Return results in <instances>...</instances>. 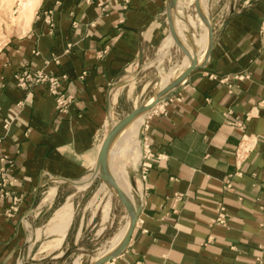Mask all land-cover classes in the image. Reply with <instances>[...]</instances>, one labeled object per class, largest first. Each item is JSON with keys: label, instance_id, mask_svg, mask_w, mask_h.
Masks as SVG:
<instances>
[{"label": "crops", "instance_id": "0c3cea01", "mask_svg": "<svg viewBox=\"0 0 264 264\" xmlns=\"http://www.w3.org/2000/svg\"><path fill=\"white\" fill-rule=\"evenodd\" d=\"M209 3L230 12L205 65L163 102L164 112L151 110L143 120V156L127 166H134L143 224L106 264H264V0ZM166 8L167 0H40L24 30L11 27L10 4L0 0V169L10 179L9 195L0 196V264H20L30 222L47 212L49 220L75 194L61 199L63 189H77L48 183L26 216L43 182L88 183L107 133L135 108L121 114L124 72L170 33ZM26 67L67 75L61 87L73 101L66 112L47 85H17ZM147 145L152 166L142 179ZM51 186L56 196L42 205ZM219 203L226 225L214 222Z\"/></svg>", "mask_w": 264, "mask_h": 264}, {"label": "rangeland", "instance_id": "374dc122", "mask_svg": "<svg viewBox=\"0 0 264 264\" xmlns=\"http://www.w3.org/2000/svg\"><path fill=\"white\" fill-rule=\"evenodd\" d=\"M4 1H7V3L10 4L9 16L12 23L11 27H21L18 24L17 18L20 13L21 2L19 0ZM22 1L25 2L26 0ZM205 2V9H207L206 14L210 17L213 23L216 35V31L219 29L223 19L230 12V9L213 8L211 7L209 0H205ZM181 6L183 11L182 16L184 18H187L188 15L196 17L194 2L189 3V1L186 0L185 3H181ZM196 26L191 25L189 31L187 32V43L190 46L192 45V41L195 39L194 35L200 36L203 32L200 25ZM23 28L25 30L26 27ZM158 47L159 46L146 49L140 55L139 60L135 64L128 67V69L124 72L120 90L122 97L121 105L123 107L121 112L122 115L128 113L135 106H139L148 101L159 90V86L164 85V81H166L169 72L178 67L180 65L179 63L184 58L185 53L183 50H181L177 45H174L173 48H171L170 53L160 62ZM133 80L135 82V87L131 92V86L128 87V85L130 84V81L132 82ZM144 86L146 87L143 90ZM133 167L134 166H131L127 169L132 184L133 179L130 171ZM86 184L87 183L82 182L80 185ZM101 184L102 179L98 176L93 181L92 185L85 190L77 191V189L73 186H68L63 189L61 199L69 193L75 192V194H69L73 195L72 200L74 202L75 211L72 224L60 248L54 250L52 248L46 250L43 249L44 245L54 237L46 232H41L39 239L31 246L32 240L30 232L33 231L34 228L40 227L49 221L48 212L34 222H30V227L28 229L29 232L27 234L28 243L24 248L21 258L23 264H90L99 252L105 251L110 247L114 235L123 227L126 221V214L128 215V213L124 205L115 195L112 196L107 187L103 201L100 203L98 209L95 210L94 208L92 209V207L87 209L85 208L87 201ZM45 192L46 191H44L42 198L45 195ZM134 198L136 200V197ZM108 201L109 213L105 216L104 208ZM41 204L49 205L43 203ZM41 229H43V227Z\"/></svg>", "mask_w": 264, "mask_h": 264}, {"label": "bare ground", "instance_id": "6f19581e", "mask_svg": "<svg viewBox=\"0 0 264 264\" xmlns=\"http://www.w3.org/2000/svg\"><path fill=\"white\" fill-rule=\"evenodd\" d=\"M19 1L21 3H20V13L17 17L18 18V24L22 28L23 27L27 28V27H29V25H30V23L34 17L36 7L38 6L40 0H26L25 2L22 0H19ZM187 1H189V3L194 2V0H187ZM185 5H187V4H185ZM203 6H204V10L207 12V9H205L206 8L205 0L203 2ZM187 8H188V6H187ZM178 9H179L178 14L182 16L183 11H182L181 4H180V6H178ZM192 16L188 15L187 18H185V20L181 19L180 17L176 18V27H177L178 33L183 38L184 42L188 45V47H189V44L187 43V32L189 31L190 26L191 25L192 26L200 25V27L203 29V32L200 36L194 35L195 43H196L197 50H198L197 51L198 61L200 63H202L204 58H205L206 51L208 48V42H209L208 27L202 21V19L198 16L197 12L195 15L196 17H192ZM204 43L206 44V47L202 50ZM174 45H176V43H175L172 35L169 33L168 36L164 38L162 44L158 48L160 62L162 61V59L166 55H168L170 53V50ZM189 64H190V58L187 57L186 55H184L183 61L180 63V65L178 67L172 69L169 72L168 77L166 78V81H164V85L163 86L160 85L159 90H162L173 79H175L177 76H179V74H181L183 72V70H185V68ZM170 77H171V79H170ZM133 87L134 86L132 84L130 87V91L133 90ZM145 87H144V89H145ZM153 100H154V97H151L148 100V102H152ZM148 113L149 112H145V113L140 114L138 117H136L120 133V135L115 140V142H114V144L110 150V157H109L110 172L114 176V178H115L117 184L120 186V188L123 189L129 195V197L132 200L135 199L134 198L135 195L133 193L134 186L131 182V179H129L127 166L138 162L141 155H142L141 126H142L143 120L145 119V117L147 116ZM94 168H95V164H94ZM98 176H99V174H98ZM97 177H95L94 171H93L91 177L89 178L88 183L86 185H80L79 184L77 186V189L79 191L87 189L88 187H90L92 185L93 181ZM106 187L111 192L112 196L115 195L112 192V190L108 187V185L104 181H102V184L97 188V190L94 192V194L87 201V204L85 206L86 209L92 207V209L94 208L96 210L99 208L100 203L103 201L104 195L106 193ZM56 193H57V187L56 186L49 187L46 190L45 195L43 196V198L41 200V203H43V204L52 203L55 196H56ZM72 198H73V195H69L66 198V200L54 211L53 215L51 216V218L49 219L47 224L43 227V229L38 227V228H34L33 231L30 232L31 233L30 236H31V240H32L31 246L34 244V242H36L39 239L41 232L42 233L46 232L49 235L54 236L50 241H48L44 245V247H43L44 250L50 249V248H52L54 250V249H58L62 246L63 241L66 238V235L69 231V228L72 224L73 217H74L75 207H74V202H73ZM104 211H105V216H107L109 213V201L105 205ZM94 213H95V211H94ZM128 225H129V217L127 215V219H126L123 227L114 235L112 242L110 244V247L105 251L99 252L93 258V261L104 256L105 254L110 252L113 248H115L120 243V241L122 240L123 236L126 233ZM21 258H20V264H23V261Z\"/></svg>", "mask_w": 264, "mask_h": 264}, {"label": "water", "instance_id": "95a60500", "mask_svg": "<svg viewBox=\"0 0 264 264\" xmlns=\"http://www.w3.org/2000/svg\"><path fill=\"white\" fill-rule=\"evenodd\" d=\"M195 3V9L198 14V16L202 19V21L207 25L208 32H209V42H208V48L206 51L205 58L202 63L198 61L197 57V48L195 39L192 41V45L188 47V45L184 42L183 38L180 36V34L177 31L176 27V18L180 17L181 19L185 20V18L178 14V0H167V8H166V14H167V20L170 28V34L172 35L176 45L183 50L185 55L190 58V64L183 70L179 76H177L175 79H173L167 86H165L162 90H158L152 97H154V100L152 102H144L139 106H135V108L128 113L125 117L120 119L116 124L112 126V128L107 133L100 151L99 155L95 164L94 168V175L95 177L98 176L104 181L108 187L112 190V192L115 194V196L119 199V201L124 205L126 208V211L129 216V225L126 230L125 235L123 236L120 243L113 248L110 252L105 254L104 256L100 257L99 259L95 261H91L90 264H106L110 262L112 259L118 257L120 254H122L125 249L128 247L130 240L132 238V235L136 228V223L138 219V215L141 211V203L137 201V199L132 200L129 195L120 188V186L117 184L114 176L110 172L109 168V157H110V150L115 142V140L118 138L120 133L140 114L151 111L154 107H156L159 103L166 101L172 97V95L180 89L183 84L187 81L190 73L196 69L202 68L207 60L210 57L212 47L215 43V32H214V26L210 19V17L206 14V11L204 10V6L202 3V0H194ZM62 180L65 182H69L75 186H78L82 183L81 181H72L65 178H51L50 180H47L43 182L36 194H35V200L30 208V210L27 212L26 216L30 214V212L33 209V206L36 203L37 197L39 195V191L45 187L48 183ZM23 255V252H22ZM21 255V257H22Z\"/></svg>", "mask_w": 264, "mask_h": 264}, {"label": "built area", "instance_id": "2783aa9c", "mask_svg": "<svg viewBox=\"0 0 264 264\" xmlns=\"http://www.w3.org/2000/svg\"><path fill=\"white\" fill-rule=\"evenodd\" d=\"M88 2H91V0H87ZM125 3L129 2V0H124ZM99 6H101L102 11L106 12L107 9L104 6V3L99 2ZM47 20L49 23H51V12L47 15ZM53 60L56 63H59V57L55 56ZM50 61H46V65L49 64ZM248 75H241L238 76V79H245ZM15 79L17 81V85L22 89H28L32 85L36 84H45L48 86V91L55 97L57 109L60 112H66L69 109V106L71 105L73 101V96L66 93L63 88L61 87L62 84L67 80L66 74L61 75H50L48 72H46L44 69L31 71L29 67L24 68L23 70L19 71L15 75ZM164 102V101H163ZM163 102L158 104L156 107L152 109L153 112H164L163 109ZM18 106L23 105V102H19L17 104ZM233 124H237L240 126H243L240 122H234ZM243 152L244 149H241L240 152L237 151V157L243 158ZM150 150L148 149V145L146 146V152L145 156L143 157V160L140 164L139 173L141 174L142 179H145L147 177V173L149 169L152 166V163L150 162L151 156H149ZM151 155V154H150ZM6 168L0 169V196L6 197L9 195V191L7 190V184L10 181L8 175H7ZM231 187V180L226 181V188ZM183 197V194H175L176 200H181ZM15 205H17V200L14 201L13 205L8 210V215H12V210L14 209ZM228 221V211L226 206L223 203H219L217 208V216L214 219V222L219 225H226ZM139 224H143V220L138 217L136 226Z\"/></svg>", "mask_w": 264, "mask_h": 264}]
</instances>
